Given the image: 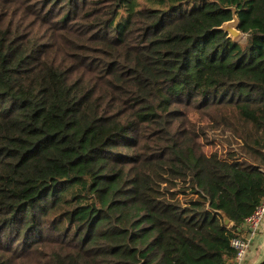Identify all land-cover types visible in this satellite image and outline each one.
Masks as SVG:
<instances>
[{
  "label": "trees",
  "instance_id": "1",
  "mask_svg": "<svg viewBox=\"0 0 264 264\" xmlns=\"http://www.w3.org/2000/svg\"><path fill=\"white\" fill-rule=\"evenodd\" d=\"M263 198L264 0H0V264H232Z\"/></svg>",
  "mask_w": 264,
  "mask_h": 264
},
{
  "label": "built area",
  "instance_id": "2",
  "mask_svg": "<svg viewBox=\"0 0 264 264\" xmlns=\"http://www.w3.org/2000/svg\"><path fill=\"white\" fill-rule=\"evenodd\" d=\"M264 221V198L261 203L257 206L255 211L247 217L241 228V233L235 237L231 246L236 252L235 259L232 264H245L252 239L258 233L262 222ZM246 233L247 235L245 236Z\"/></svg>",
  "mask_w": 264,
  "mask_h": 264
},
{
  "label": "rangeland",
  "instance_id": "3",
  "mask_svg": "<svg viewBox=\"0 0 264 264\" xmlns=\"http://www.w3.org/2000/svg\"><path fill=\"white\" fill-rule=\"evenodd\" d=\"M247 36L246 35H240L237 38V41L239 43L245 44ZM191 131L194 135L200 138V141L205 147L206 152L216 158H221L222 160L226 162H237L242 157L239 155L238 158L235 160L230 159V155H228V151L222 150L223 148L220 147L222 143L225 141L223 140V137L221 136V133H218V131H215L211 127V123L207 120L198 122L196 126L191 128ZM227 144V143H226ZM245 160V159H244ZM247 163L244 162L242 165H246Z\"/></svg>",
  "mask_w": 264,
  "mask_h": 264
},
{
  "label": "crops",
  "instance_id": "4",
  "mask_svg": "<svg viewBox=\"0 0 264 264\" xmlns=\"http://www.w3.org/2000/svg\"><path fill=\"white\" fill-rule=\"evenodd\" d=\"M245 236L247 235L244 233ZM264 261V221L251 241V246L245 264H261Z\"/></svg>",
  "mask_w": 264,
  "mask_h": 264
},
{
  "label": "water",
  "instance_id": "5",
  "mask_svg": "<svg viewBox=\"0 0 264 264\" xmlns=\"http://www.w3.org/2000/svg\"><path fill=\"white\" fill-rule=\"evenodd\" d=\"M238 26L239 20L234 10L233 19L229 22L224 23L220 28H218V30L227 33L230 39L235 42H238L237 38L241 34L243 35V33L239 31ZM222 216L224 218L225 225L228 226L230 224V220L227 218L226 214L222 213Z\"/></svg>",
  "mask_w": 264,
  "mask_h": 264
}]
</instances>
